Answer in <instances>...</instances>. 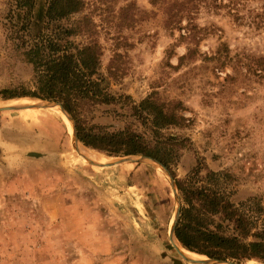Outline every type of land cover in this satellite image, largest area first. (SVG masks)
Segmentation results:
<instances>
[{
  "label": "rangeland",
  "instance_id": "374dc122",
  "mask_svg": "<svg viewBox=\"0 0 264 264\" xmlns=\"http://www.w3.org/2000/svg\"><path fill=\"white\" fill-rule=\"evenodd\" d=\"M82 1L49 18L51 0H0V106H64L20 94L43 93L49 59L97 44L100 66L87 78L98 89L63 92L80 101V124L165 141L171 168L91 148L39 103L0 111V264H264L201 253L206 262L190 261L175 230L171 238L178 180L209 183L208 169L225 173L211 186L252 221L245 239L264 230V0ZM175 1L193 6L177 23ZM149 98L185 120L153 125L140 107ZM75 143L114 164L92 163Z\"/></svg>",
  "mask_w": 264,
  "mask_h": 264
},
{
  "label": "trees",
  "instance_id": "16d2710c",
  "mask_svg": "<svg viewBox=\"0 0 264 264\" xmlns=\"http://www.w3.org/2000/svg\"><path fill=\"white\" fill-rule=\"evenodd\" d=\"M175 2L176 5H180L174 13L176 18L173 20L177 23L181 19V16H177L178 11L185 8L189 15L193 6L185 2ZM82 6V0H51L47 15L49 18L64 17L80 10ZM44 66L48 78L44 82L43 88H40L43 93L20 95L62 101L65 108L77 119L79 139L91 148L107 152L109 155L141 154L150 156L171 168L170 155L173 149L165 141L156 140L152 143L143 134L129 129L109 131L103 126L86 128L80 124L77 114L80 101L72 96H64L63 92L73 95L75 92L89 94L91 86H96L98 89L100 82L92 80L91 83H88L90 80L87 78L95 74L100 66V52L97 44H90L81 49L79 58H76L74 54L65 53L63 56L49 59ZM96 93L103 94L100 89L95 91ZM17 95L10 94L7 98ZM140 107L141 112L149 113L153 125L157 127L180 125L185 120L183 115L173 110H166L162 103H158L154 99L143 100ZM200 172L202 169L198 166L197 174ZM207 176L210 184L197 185L193 177L191 180L190 178H188L189 180H178L183 204L175 228L177 239L185 248L212 258H255L264 261V230L252 233L255 239L247 241L245 238L251 234L252 227L249 216L229 197L220 192L219 188L211 186V184L223 182L220 181V177L225 176V173L208 169ZM259 208L264 211V206ZM215 216L224 221L233 222L234 231L230 234L224 233L221 230L222 223L212 226Z\"/></svg>",
  "mask_w": 264,
  "mask_h": 264
},
{
  "label": "bare ground",
  "instance_id": "6f19581e",
  "mask_svg": "<svg viewBox=\"0 0 264 264\" xmlns=\"http://www.w3.org/2000/svg\"><path fill=\"white\" fill-rule=\"evenodd\" d=\"M8 103H6V104L5 103H2L1 105L2 106H6V105L8 106L9 105ZM38 103L39 102L37 100H33L32 103H30V105L33 106V105L38 104ZM40 104H41V107L44 110L51 111L52 113H54V115H56L57 117H59L58 119H60V121H62L64 123V125L66 124L69 133L73 134V136H74V127H73L72 121L66 115V113L61 109V107H59L57 105H48V104H45V103L43 104V102L42 103H39V105ZM16 106H19V105H16ZM74 141H75V139H74ZM75 144L78 146V149H79L80 153H82L85 157H88L87 158L88 160H92L94 162H97L98 160H102V157L103 156L98 155L96 153H93L92 151L86 150V148H84V146L82 147V146H79V144H77V143H75ZM96 159H98V160H96ZM97 163H100V164H108L110 162L101 163V162L98 161ZM173 241H175V240H173ZM175 243H176L175 245H178V247H179L178 249H179L180 253H182V256L183 257L186 256V257H190V258H193V259H205V256H203V255H201L199 253H196V252H193V251H189L187 249H182V247L180 246V244L177 241H175Z\"/></svg>",
  "mask_w": 264,
  "mask_h": 264
},
{
  "label": "water",
  "instance_id": "95a60500",
  "mask_svg": "<svg viewBox=\"0 0 264 264\" xmlns=\"http://www.w3.org/2000/svg\"><path fill=\"white\" fill-rule=\"evenodd\" d=\"M49 105V104H48ZM50 105H57L59 107H61V109L66 113V115L70 118V120L72 121L73 123V127H74V134H75V137H76V140L78 141L79 138H78V132L76 131V126H75V122L72 118V116L70 115V113L65 109V107L63 105H61L60 103H56V104H50ZM32 106V105H31ZM31 106H16V105H9V106H0V111H3V110H13V109H24V108H27V107H31ZM38 106V105H37ZM32 107H36L35 105H33ZM133 155V154H132ZM143 158H149V159H153V158H150L148 156H143ZM130 159V158H129ZM155 160V159H153ZM92 163H96L92 160H90ZM157 161V160H155ZM158 162V161H157ZM160 163V162H158ZM114 164V163H113ZM113 164H100V165H103V166H111ZM160 165L167 170V168L165 167L164 164L160 163ZM168 171V170H167ZM172 177V176H171ZM181 206V204H180ZM180 206L179 208L177 209V212H176V215H175V219L173 221V227H172V230H171V238L174 239L175 237V234H174V230H175V225H176V222L178 220V217H179V214H180ZM186 259L190 260V261H196V262H206L207 260H196V259H193V258H190V257H186ZM219 261V260H217ZM219 262H222V261H219ZM224 262V261H223Z\"/></svg>",
  "mask_w": 264,
  "mask_h": 264
},
{
  "label": "crops",
  "instance_id": "0c3cea01",
  "mask_svg": "<svg viewBox=\"0 0 264 264\" xmlns=\"http://www.w3.org/2000/svg\"><path fill=\"white\" fill-rule=\"evenodd\" d=\"M32 109H41V108L36 107V108H32ZM41 110H44V109H41ZM46 112H47V114H48L49 116H51V117H53V118H55V119H58V118H59V117H57L56 115H54V113H52L51 111H47V110H46ZM59 120H60V119H59ZM0 155H2L1 148H0Z\"/></svg>",
  "mask_w": 264,
  "mask_h": 264
}]
</instances>
